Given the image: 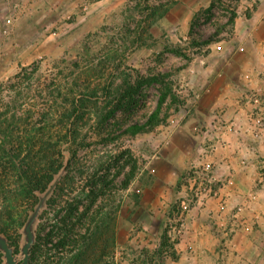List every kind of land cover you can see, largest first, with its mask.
I'll list each match as a JSON object with an SVG mask.
<instances>
[{
    "label": "rangeland",
    "instance_id": "rangeland-1",
    "mask_svg": "<svg viewBox=\"0 0 264 264\" xmlns=\"http://www.w3.org/2000/svg\"><path fill=\"white\" fill-rule=\"evenodd\" d=\"M261 6L264 0H0V81L35 68L40 84L59 78L62 93L76 84L77 94H96L88 109H81L76 156L65 153L67 167L56 177L63 192L54 194V187L46 197L34 235L40 228L42 235L48 232L55 211L75 198L83 208L96 174V183L98 178L109 182L89 212L101 211L110 226L99 243L102 251H96L104 252L95 256L99 264H222L219 254L208 256L203 247L196 253L176 250L183 241L179 222L186 216L180 201L189 195L183 178L194 170L185 154L192 143L182 130L193 127L204 97V72L223 69L225 56L243 53L237 40L264 39ZM232 13L236 18L228 25ZM210 38L214 42L204 45ZM153 76L161 80L140 84ZM163 94L154 122L135 136L124 133L130 124L146 122ZM27 108L18 115L23 118ZM179 145L184 149L179 185L165 190L172 169H178L170 160ZM133 164L136 175L126 190ZM5 204L0 202V226ZM17 205L12 233L20 235L21 249L24 225L19 223L32 212L23 202ZM83 229L79 226L80 234ZM20 249L14 254L18 263Z\"/></svg>",
    "mask_w": 264,
    "mask_h": 264
},
{
    "label": "crops",
    "instance_id": "crops-1",
    "mask_svg": "<svg viewBox=\"0 0 264 264\" xmlns=\"http://www.w3.org/2000/svg\"><path fill=\"white\" fill-rule=\"evenodd\" d=\"M236 43L243 53L225 56L223 69L204 72L193 127L182 130L192 143L187 164L208 189L202 191L200 182L187 186L192 204L176 250L203 247L208 256L219 254L222 264H264V39ZM182 148L176 146L170 160L178 169L165 190L179 185Z\"/></svg>",
    "mask_w": 264,
    "mask_h": 264
},
{
    "label": "trees",
    "instance_id": "trees-1",
    "mask_svg": "<svg viewBox=\"0 0 264 264\" xmlns=\"http://www.w3.org/2000/svg\"><path fill=\"white\" fill-rule=\"evenodd\" d=\"M235 18L236 15L232 13L228 25L233 24ZM213 42L214 39L210 38L203 44ZM37 72L35 68L22 69L9 81H0V202L9 203L2 208L6 211V220L0 226V235L6 238L14 254L20 249V235L12 233L18 224L16 202H23L33 212L38 204L37 195H43L66 169L65 153H69L70 158L76 156L79 145L77 123L85 115L81 111L88 109L87 104H91V99L96 95L89 92L90 89L87 95L77 94L76 84L62 93L65 87L58 81L59 78L45 79L40 84L41 76L38 77ZM71 77L75 80L77 76L71 72ZM159 80V76H153L140 84L150 85ZM37 83L40 85L34 90ZM165 99L166 95L163 94L146 122L130 124L124 133L135 136L144 131L157 118ZM26 106L28 108L21 115L24 116L22 118L17 112ZM127 155L131 160L129 152ZM136 170L133 164L126 174L124 189H128ZM93 176L91 181L94 188L88 190L86 198L89 202L83 208L75 198L55 211V220L48 232L42 235L40 228L35 233V241L29 251L30 264H99L95 256L101 258L104 252L100 254L96 251H102L99 243L108 235L110 226L107 227V216H103L101 211L89 212L103 190L108 188L109 182L98 178L96 183V174ZM59 191L63 192V189L55 186L54 194ZM56 201L52 198L48 200ZM27 219L19 226L25 225ZM79 226L84 228L82 234L78 231Z\"/></svg>",
    "mask_w": 264,
    "mask_h": 264
},
{
    "label": "water",
    "instance_id": "water-1",
    "mask_svg": "<svg viewBox=\"0 0 264 264\" xmlns=\"http://www.w3.org/2000/svg\"><path fill=\"white\" fill-rule=\"evenodd\" d=\"M59 177V176H58ZM56 179L51 185V187L43 194V197L39 198L38 204L35 207L34 211L31 213V215L28 217L24 228H23V234H24V243L21 246L20 253L22 255V261L21 263H18L15 259V255L13 252V249L9 246L6 238L3 235H0V252L3 254L4 263L5 264H30L29 262V251L34 244L35 241V235L33 232V225L38 217V214L41 210V208L44 205V201L46 197L49 195V193L53 190V188L56 185Z\"/></svg>",
    "mask_w": 264,
    "mask_h": 264
},
{
    "label": "built area",
    "instance_id": "built-area-1",
    "mask_svg": "<svg viewBox=\"0 0 264 264\" xmlns=\"http://www.w3.org/2000/svg\"><path fill=\"white\" fill-rule=\"evenodd\" d=\"M260 130H262V128H257L256 136H258V135L260 134V133H259ZM207 169H208V168H206V170H207ZM183 180H184L185 182L188 183V187H189V186H192V185H194V184H196V183H198V182H200V183H199V186H200V188H202V191H205V189H208V188H206V185H207V184H202V183H204L205 181H200L199 179H198V181H197V179L194 177V175H193L192 172H189L188 175H187L185 178H183ZM180 202H181V203H180V209L183 210L184 213H187L188 210H189V207H190V204H187V203H186V202H188V200L183 199V200H181ZM182 218H183V217H182ZM179 225H180V227H179L178 232L186 226V222H185L183 219H180Z\"/></svg>",
    "mask_w": 264,
    "mask_h": 264
}]
</instances>
